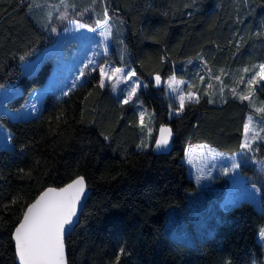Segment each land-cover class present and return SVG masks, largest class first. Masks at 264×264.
I'll list each match as a JSON object with an SVG mask.
<instances>
[{
    "label": "trees",
    "instance_id": "trees-1",
    "mask_svg": "<svg viewBox=\"0 0 264 264\" xmlns=\"http://www.w3.org/2000/svg\"><path fill=\"white\" fill-rule=\"evenodd\" d=\"M105 8L115 20L113 56L122 63L125 55L146 82L138 99L154 111V131L143 132L136 101L124 104L108 85L100 87L98 71H88L65 96L47 91L35 116L0 111V123L12 134L11 145L0 146V264H17L13 230L27 206L44 188L79 175L92 193L66 238L70 264H263L257 236L264 224L263 169L241 164L247 182L260 191L261 207L245 197L224 208L229 179L217 174L208 188H198L183 160L187 147L200 142L231 154L242 150L247 114L255 110L233 93L230 73L264 61V0H83L70 10L39 0H0V86L19 87L6 99L9 108L22 107L46 81L54 55L28 72L23 62L50 46L69 18L95 26ZM193 58L223 75L222 94L210 97L208 77L199 82L198 62H181ZM154 75L162 79L159 86ZM172 75L191 79L199 96L170 117L179 107L166 89ZM262 84L256 94L264 102ZM164 123L171 126L173 145L158 152L153 146ZM258 143L255 155L263 159L264 142ZM189 194L207 195L224 215L194 243L165 229L167 207L184 208Z\"/></svg>",
    "mask_w": 264,
    "mask_h": 264
},
{
    "label": "rangeland",
    "instance_id": "rangeland-1",
    "mask_svg": "<svg viewBox=\"0 0 264 264\" xmlns=\"http://www.w3.org/2000/svg\"><path fill=\"white\" fill-rule=\"evenodd\" d=\"M108 16V15H107ZM109 18V23L113 30L115 20ZM98 20V21H102ZM88 28L95 27L86 20L84 23ZM88 28H76L75 25L71 24L66 26H59L55 30V38L50 46H48L42 52H39L34 58L27 59L23 62L22 66L24 70H33L41 61V59L48 55H54V66L47 77L46 81L39 87L33 89L27 98L26 103L20 108H9L6 105V99L9 96L16 94L19 87L12 84L0 86V111L8 112L13 118H28L35 116L41 109V99L47 91H54L57 96L62 97L68 94L71 88L83 83L86 80L88 71L92 67H103L106 71H109L108 66L112 68H122L124 73L127 74L129 70L135 71L136 76L132 78L133 81L139 80L141 87L137 90L136 96L133 97L132 101H136L137 110L140 114H143L142 129L146 135H151L154 131L155 118L154 111L145 106L142 100L138 99V93L145 87V80L136 72L130 62H125L124 56H120L122 63H118L116 58L113 56L112 46V31L111 38L109 40L108 50L103 51V44L101 43L102 38L98 32L93 33ZM89 60H93L94 65L89 68H85L84 65ZM183 65L188 63L200 64L198 72L199 82H202L205 77H208L207 88L210 97L216 93L222 94L224 88L223 75L212 74V72L206 68H203L202 63L198 59H190L181 61ZM181 64L177 62L178 66ZM260 65H264V61L257 62L252 65H241L236 68L234 72L230 73L232 80V91L238 96H250V103L254 108L255 112H249L248 118L253 117V121L249 124V149H243L236 153H227L218 150L217 148L209 145L206 142L196 143L192 146L187 147L185 162L187 165L188 174L192 175L197 179L198 184L201 188L210 186L217 174H223L230 180L229 189L226 190V197L222 201V206L228 208L234 203L238 202L242 198L251 199L256 205L260 202V191L258 188L250 186L248 184V178L241 170L242 162L247 164H256L258 168L264 171V158L259 159L256 157L255 152L258 150V142H264L263 130H264V116L260 115L259 109L264 107V102L256 94V86L260 84L259 76L257 73L260 71ZM201 68V69H200ZM204 69V70H203ZM202 70V71H201ZM83 71L85 74L80 75ZM111 75V72L109 71ZM258 83H253L251 87L248 86L247 82L250 78L254 77ZM175 78L172 80L171 78ZM123 80V76L116 74L112 77V81L116 82ZM171 80V84L169 81ZM213 82H217V86ZM131 83V81L129 82ZM166 89L171 94L179 105V97L182 95L185 97L184 105L189 100V94L193 97L198 98V91L194 89L191 79L184 76L172 75L165 80ZM105 85L109 86V81L105 79ZM125 88L124 83H119L116 89L110 87L112 92L120 97L122 100L126 98V93L121 91ZM183 111H179L178 108H172L170 110V117L180 115ZM255 134L256 138L252 139ZM11 131L0 123V146L11 145ZM245 140V135L243 143ZM140 147H146L140 145ZM234 163H239L240 167L234 171H228L225 174L226 169H231ZM199 177V179H198ZM204 197L192 196L189 194L187 201L185 202L184 208L180 205H169L167 207V217L165 221V229L170 234L180 240L194 243L196 235L203 236L204 234L210 233L213 230L216 223L223 220L224 215L220 210V207L215 203L214 200L206 198L207 195H200ZM264 230V224L259 230L257 236L262 242L264 249V237L260 235L261 231ZM254 264V263H253ZM264 264V257H263Z\"/></svg>",
    "mask_w": 264,
    "mask_h": 264
},
{
    "label": "snow or ice",
    "instance_id": "snow-or-ice-1",
    "mask_svg": "<svg viewBox=\"0 0 264 264\" xmlns=\"http://www.w3.org/2000/svg\"><path fill=\"white\" fill-rule=\"evenodd\" d=\"M104 19L97 21L95 27L88 28L87 25L80 23L78 20L72 21V24L76 28H88L89 31L99 34L102 38L103 51L108 50L109 40L111 38V25L107 16V9L104 11ZM66 18V17H65ZM93 60H89L84 65L85 68H89L94 65ZM109 71H106L103 67H92L91 70L98 71L101 77L100 87L105 86V79L109 81V87L116 89L119 83H124L125 88L121 91L126 93V98L123 99L124 104H128L136 96L137 90L141 87L140 81L137 79L132 80L136 76L135 71L129 70L127 74L124 73L122 68H112L108 66ZM85 73L80 72L83 76ZM116 74L123 76V80L116 82L112 81V77ZM260 81H264V65H260V71L257 73ZM174 80L175 78H171ZM131 81V83H129ZM161 77L157 75L155 77V83L159 86ZM253 83H258L255 76L250 78L247 82L251 87ZM171 84V80L169 81ZM264 89V84L261 85ZM234 91V90H233ZM241 100H249L250 96L239 97ZM189 100H195L198 102V98L189 94ZM185 97H179V111L184 109ZM260 113H264V107L258 110ZM249 122L244 125L245 140L242 144L243 149H249V124L252 123L253 117L248 118ZM141 122H143V114H141ZM160 138L155 141L157 149H164L169 144V139L172 135L170 128H161ZM166 134V135H165ZM255 134L252 139H255ZM239 163H234L231 169H226L225 174L228 171H234L239 168ZM199 179V177H198ZM85 192L84 178L79 177L72 183L68 184L65 188L54 189L48 188L43 192L34 203L29 205L24 212L23 219L14 231L15 247L18 254V259L21 264H66V254L64 245V236L66 232H70L74 227V217L76 216L77 206L79 205L82 196ZM260 235L264 237V230Z\"/></svg>",
    "mask_w": 264,
    "mask_h": 264
},
{
    "label": "water",
    "instance_id": "water-1",
    "mask_svg": "<svg viewBox=\"0 0 264 264\" xmlns=\"http://www.w3.org/2000/svg\"><path fill=\"white\" fill-rule=\"evenodd\" d=\"M157 75H154L153 76V78H155ZM162 82V79H161V81H160V83ZM161 128H170L171 129V126L168 124V123H164V124H162V125H160L159 126V130L161 129ZM158 130V134H157V138H156V140H158L159 138H160V131ZM172 130V129H171ZM166 135V134H165ZM172 145H173V131H172V135H171V138L169 139V144L167 145V147L166 148H164V149H157V147H156V144L154 143V149L156 150V151H158V152H163V151H169L171 148H172ZM79 177H83L84 178V183H85V192H84V195L82 196V198H81V201H80V203H79V205L77 206V212H76V216L74 217V227H73V229L70 231V232H66L65 233V236H64V245H65V254H66V264H70L69 263V248H68V245H67V242H66V238L69 236V234H71L72 232H73V230L75 229V227H76V225L78 224V222H79V219H80V216H81V213H82V211L84 210V208H85V205H86V203H87V200H88V198L90 197V195H91V193H92V189L88 186V183H87V180H86V178H85V176H83V175H79V176H77V177H75L74 179H72V180H70L69 182H67L66 184H64V185H62V186H48V187H46V188H44L37 196H36V198L29 204V205H31L32 203H34L35 202V200L43 193V192H45L48 188H54V189H57V190H59V189H62V188H65L68 184H70V183H72L74 180H76L77 178H79ZM28 205V206H29ZM27 206V207H28ZM27 209V208H26ZM26 211V210H25ZM24 215V214H23ZM22 219H23V217H22ZM21 219V220H22ZM21 220H20V222H21ZM19 222V223H20ZM19 223L16 225V227L19 225ZM15 227V228H16ZM15 228H14V230H13V240H14V231H15ZM14 243H15V241H14ZM15 252H16V262H17V264H21V262L19 261V259H18V254H17V251H16V247H15Z\"/></svg>",
    "mask_w": 264,
    "mask_h": 264
},
{
    "label": "crops",
    "instance_id": "crops-1",
    "mask_svg": "<svg viewBox=\"0 0 264 264\" xmlns=\"http://www.w3.org/2000/svg\"><path fill=\"white\" fill-rule=\"evenodd\" d=\"M34 2V1H33ZM38 2V1H37ZM39 2H41V3H43L44 4V6H46V7H53V8H57L58 6L59 7H62V8H65V9H79L82 5H83V0H39ZM58 17H61V19H62V15H57ZM56 16L53 14L52 15V18H55ZM74 20H78L80 23H82V24H84L85 22L84 21H82L81 19H78V18H69L68 20H67V26L68 25H71L72 24V21H74ZM38 66V65H37ZM36 66V67H37ZM35 67V68H36ZM26 72H28L29 70H25ZM30 71H32V70H30ZM10 84H12V83H10ZM184 162H185V159L183 160ZM186 163V162H185ZM190 177H192L195 181H196V183H197V186H198V188H201L200 186H199V184H198V181H197V179H195V177L194 176H192V175H190V174H188ZM244 175H246L245 173H244ZM247 176V175H246ZM227 177V176H226ZM228 178V177H227ZM248 178V177H247ZM229 179V178H228ZM214 182V181H213ZM229 182H230V180H229ZM213 184V183H212ZM211 184V185H212ZM231 184V183H230ZM230 184H229V186H230ZM249 184V183H248ZM250 186H253V187H256L255 185H252V184H249ZM228 186V187H229ZM209 187V186H208ZM208 187H205V188H208ZM227 187V189H229ZM257 188V187H256ZM226 189V190H227ZM259 190V189H258ZM225 197H226V194H225ZM225 197H224V199H225ZM223 199V200H224ZM222 200V201H223ZM222 203V202H221ZM222 205V204H221ZM257 207H261V199H260V202H259V204L257 205ZM225 208V207H224Z\"/></svg>",
    "mask_w": 264,
    "mask_h": 264
}]
</instances>
